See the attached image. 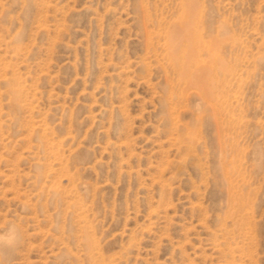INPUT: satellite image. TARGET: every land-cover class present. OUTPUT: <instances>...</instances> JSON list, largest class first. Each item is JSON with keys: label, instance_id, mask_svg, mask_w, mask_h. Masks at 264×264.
<instances>
[{"label": "rangeland", "instance_id": "rangeland-1", "mask_svg": "<svg viewBox=\"0 0 264 264\" xmlns=\"http://www.w3.org/2000/svg\"><path fill=\"white\" fill-rule=\"evenodd\" d=\"M187 1L0 0V264H264V0H200L211 95Z\"/></svg>", "mask_w": 264, "mask_h": 264}, {"label": "bare ground", "instance_id": "bare-ground-1", "mask_svg": "<svg viewBox=\"0 0 264 264\" xmlns=\"http://www.w3.org/2000/svg\"><path fill=\"white\" fill-rule=\"evenodd\" d=\"M184 12L180 21L175 22L172 33H170L166 45L171 51V58L177 63L185 78L199 81L200 86L208 95V83L205 79L206 69L211 68L216 60H220L218 43L205 39L201 28L202 9L200 0H190L183 3ZM209 54L210 62L203 58ZM217 62V63H218ZM223 63V61H221ZM194 68V72L191 70ZM212 69V68H211ZM210 69V70H211ZM228 73L234 74L233 69H227Z\"/></svg>", "mask_w": 264, "mask_h": 264}, {"label": "clouds", "instance_id": "clouds-1", "mask_svg": "<svg viewBox=\"0 0 264 264\" xmlns=\"http://www.w3.org/2000/svg\"><path fill=\"white\" fill-rule=\"evenodd\" d=\"M14 239H15L14 233H9V234L0 236V241H5L9 244H11L14 241Z\"/></svg>", "mask_w": 264, "mask_h": 264}]
</instances>
